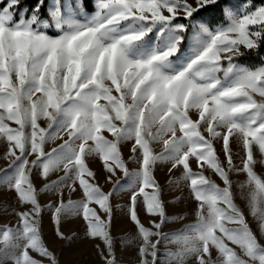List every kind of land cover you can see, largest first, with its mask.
<instances>
[{
  "label": "snow or ice",
  "instance_id": "1",
  "mask_svg": "<svg viewBox=\"0 0 264 264\" xmlns=\"http://www.w3.org/2000/svg\"><path fill=\"white\" fill-rule=\"evenodd\" d=\"M258 166L264 0H0V264H264Z\"/></svg>",
  "mask_w": 264,
  "mask_h": 264
},
{
  "label": "rangeland",
  "instance_id": "2",
  "mask_svg": "<svg viewBox=\"0 0 264 264\" xmlns=\"http://www.w3.org/2000/svg\"><path fill=\"white\" fill-rule=\"evenodd\" d=\"M257 171L258 172H264V168L258 166ZM253 227H255V225H253ZM90 251H91L90 248L85 247L84 249H82V255L80 257H77V258L83 259V258L87 257Z\"/></svg>",
  "mask_w": 264,
  "mask_h": 264
}]
</instances>
